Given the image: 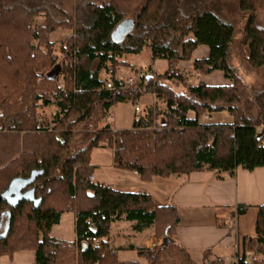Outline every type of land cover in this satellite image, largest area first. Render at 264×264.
I'll return each mask as SVG.
<instances>
[{
  "label": "trees",
  "instance_id": "1",
  "mask_svg": "<svg viewBox=\"0 0 264 264\" xmlns=\"http://www.w3.org/2000/svg\"><path fill=\"white\" fill-rule=\"evenodd\" d=\"M127 1L133 6L138 0ZM263 1L239 0L247 19L236 39L234 25L217 13L187 0H147L133 31L115 42L112 33L126 18L114 0L89 2L75 17L53 2L0 0V256L34 251V264H140L120 262L108 239L112 224L126 220L134 231L154 229V248L129 247L149 264H264V205L251 256L228 261L208 251L198 263L176 240V205L160 206L149 193L95 181L91 162L92 150L105 143L115 168L136 171L145 182L264 167V81L256 80L264 71ZM59 28L73 30L60 43L61 61L51 39ZM145 44L153 60L167 59L168 68L137 75L129 85L118 71L130 66L124 56ZM200 46L209 55L194 59ZM181 61H191L202 75L222 71L231 84L189 83ZM129 102L142 104L131 127L101 125L112 107ZM51 106L53 126L39 112ZM214 114L231 121L206 120ZM35 171L22 189L34 188V196L15 202L14 182ZM68 212L76 215L75 241L51 235Z\"/></svg>",
  "mask_w": 264,
  "mask_h": 264
},
{
  "label": "crops",
  "instance_id": "2",
  "mask_svg": "<svg viewBox=\"0 0 264 264\" xmlns=\"http://www.w3.org/2000/svg\"><path fill=\"white\" fill-rule=\"evenodd\" d=\"M55 33L56 36H52L51 39L62 42L73 34V30L61 28ZM147 46L149 44L140 52L126 54L124 60L130 66L121 68L136 75L140 71H153L156 74L164 72L168 68L167 59L153 60L150 46V50L145 49ZM208 55L209 48L200 46L194 51L193 58L203 59ZM142 63H146L147 68L140 65ZM179 66L185 73L189 69L197 73L191 61H181ZM132 72L124 77L131 78ZM103 73L102 77L105 74ZM106 75L105 78L108 77L107 73ZM198 75L199 80L196 83L204 81L208 85L231 84L222 71ZM112 110L113 107L110 109V119L107 118L104 124H109L114 130H120L111 124ZM206 120L227 122L231 121V118L226 114H214L208 116ZM91 162L95 167L93 176L95 181L124 192L149 193L160 206L176 205L180 215L176 240L188 250L196 262L202 263L208 251L211 258L224 257L228 261L243 255H252L259 207L264 205V167L252 171L239 167L234 173L193 172L190 175L168 178L156 177L151 182H145L136 171L115 168L114 161L110 165L96 164L92 160ZM241 206H246L247 209L244 213L238 214ZM132 225L131 221L126 220L114 222L108 237L109 242L117 249L120 262L149 264L138 250L129 247L134 245L154 248L158 244L156 233L154 229L134 231ZM68 227L72 228V233H68ZM51 235L68 241L77 240L75 213H65L60 223L53 227ZM35 260L34 251H20L15 253L13 258L0 256V264H34Z\"/></svg>",
  "mask_w": 264,
  "mask_h": 264
},
{
  "label": "rangeland",
  "instance_id": "3",
  "mask_svg": "<svg viewBox=\"0 0 264 264\" xmlns=\"http://www.w3.org/2000/svg\"><path fill=\"white\" fill-rule=\"evenodd\" d=\"M44 1L46 3L48 2L55 3L59 8L65 10L68 15H72L73 17H75L76 15H79L80 13L79 9L85 6L87 3L94 2L97 4H101L108 0H83L80 4L77 2V0H44ZM114 1L117 4L121 13L125 15V18H131L136 21L139 10L142 8V6L145 5L147 0H138L136 5H133V6H130L127 0H114ZM187 1L192 3L193 6H196L200 9H204V10L217 13L223 19H225L226 21L234 25L236 39L241 37L242 30H243L245 21L247 19V15L240 12L238 8L239 0H187ZM259 13L261 16H264V1L262 2L260 6ZM39 20L43 21L44 16H41ZM59 29H57L56 31H58ZM62 29H65V28H62ZM54 33L52 34V36H56L57 33L55 34ZM60 43L61 42H56V45H55V51L58 55L59 61L65 58L64 57L65 55H62L60 52ZM148 48L149 46H147L145 49L150 50V48L149 49ZM140 65L147 68L146 63H142ZM131 72H128L127 70L120 68L118 71V74L124 77L125 75H129ZM133 73L134 72H132V74ZM186 74L188 75L189 83H191L190 81H193L194 83H196L199 80L198 73H193L192 69H189L188 71H186ZM262 74H263L262 76H258L259 78L256 79L259 82L264 81V71H262ZM104 75L107 76L106 73ZM104 75L103 77L105 78ZM249 76H250L249 79L253 81L255 80L254 79L255 75L253 73L250 74ZM132 77L135 79L137 78V75L133 74ZM138 105L140 106V111H141L142 104L139 103ZM140 111H135V104H133L132 102L120 103L117 106H114L113 110L111 111V116L113 118L111 120V124L115 125L118 129H127L131 127L132 120L137 115H139ZM39 112H40V117L42 119V122H44V124L46 125L52 124L53 126L54 124L53 119L55 117L56 107L54 106L44 107V108H41ZM104 123L105 122H102L101 125H105ZM91 160L94 161V163L96 164L110 165L113 163V160H114V151L109 145L105 143H101L100 146L95 147L92 150ZM104 172L109 173V171H104ZM70 232L72 233V228L68 227V233Z\"/></svg>",
  "mask_w": 264,
  "mask_h": 264
},
{
  "label": "water",
  "instance_id": "4",
  "mask_svg": "<svg viewBox=\"0 0 264 264\" xmlns=\"http://www.w3.org/2000/svg\"><path fill=\"white\" fill-rule=\"evenodd\" d=\"M134 26H135V20L131 18H126L125 20H123L121 23L117 25V27L112 33V39L115 42L124 41L127 35L133 31ZM37 174L38 172L35 171L29 179L27 180L19 179L14 182L16 188H14V190H11L10 194H15V196L13 197L15 202H18L22 199L32 198L34 196V192H35L34 188L24 193H22V189H24L27 185L32 183L35 180V177L37 176Z\"/></svg>",
  "mask_w": 264,
  "mask_h": 264
},
{
  "label": "built area",
  "instance_id": "5",
  "mask_svg": "<svg viewBox=\"0 0 264 264\" xmlns=\"http://www.w3.org/2000/svg\"><path fill=\"white\" fill-rule=\"evenodd\" d=\"M146 74H147V72H145V71H140V72L138 73V76L141 77V76H145ZM134 81H135V80H134L133 77L128 78V80H127V82H128L129 85H133ZM107 86H108V88H111V87H112V84L109 83ZM153 97L155 98L154 95H153ZM135 111H140V106H139L138 104L135 105ZM108 118L110 119L109 116H108ZM92 179H94V177H92ZM93 241H94V242H99V239L93 238Z\"/></svg>",
  "mask_w": 264,
  "mask_h": 264
}]
</instances>
